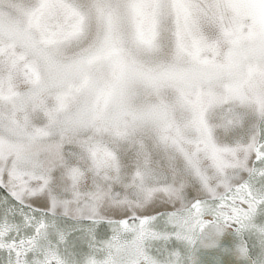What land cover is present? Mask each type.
I'll return each mask as SVG.
<instances>
[{
    "label": "snow or ice",
    "instance_id": "6c2138e0",
    "mask_svg": "<svg viewBox=\"0 0 264 264\" xmlns=\"http://www.w3.org/2000/svg\"><path fill=\"white\" fill-rule=\"evenodd\" d=\"M0 264H264V0H0Z\"/></svg>",
    "mask_w": 264,
    "mask_h": 264
}]
</instances>
